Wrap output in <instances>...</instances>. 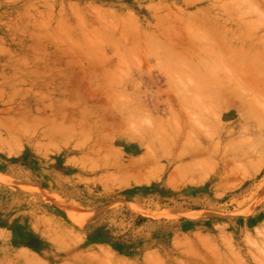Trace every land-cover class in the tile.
I'll return each mask as SVG.
<instances>
[{"label":"rangeland","instance_id":"1","mask_svg":"<svg viewBox=\"0 0 264 264\" xmlns=\"http://www.w3.org/2000/svg\"><path fill=\"white\" fill-rule=\"evenodd\" d=\"M0 264H264V0H0Z\"/></svg>","mask_w":264,"mask_h":264}]
</instances>
